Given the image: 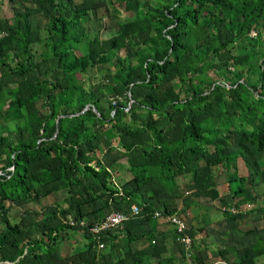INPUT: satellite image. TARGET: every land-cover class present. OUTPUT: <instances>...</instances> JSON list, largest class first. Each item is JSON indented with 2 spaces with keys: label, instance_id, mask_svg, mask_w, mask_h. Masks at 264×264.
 Here are the masks:
<instances>
[{
  "label": "trees",
  "instance_id": "trees-1",
  "mask_svg": "<svg viewBox=\"0 0 264 264\" xmlns=\"http://www.w3.org/2000/svg\"><path fill=\"white\" fill-rule=\"evenodd\" d=\"M0 32V264H188L170 216L191 264H264V0H0Z\"/></svg>",
  "mask_w": 264,
  "mask_h": 264
},
{
  "label": "built area",
  "instance_id": "built-area-1",
  "mask_svg": "<svg viewBox=\"0 0 264 264\" xmlns=\"http://www.w3.org/2000/svg\"><path fill=\"white\" fill-rule=\"evenodd\" d=\"M132 212L136 213L137 209L133 208ZM155 216L158 217L159 214L156 213ZM128 218L129 216L126 213L114 212L110 213L98 224L88 226L87 224L80 223V226L85 227L88 230L93 239H95L98 249H102L104 245L100 242V235L106 231L116 230L119 228L122 229L123 224L128 220ZM167 221L170 222V224L174 227L177 241L183 246L186 257L189 259L191 257L190 249L192 241L185 233L187 226L186 222L177 216L167 217ZM71 225H73V223H71Z\"/></svg>",
  "mask_w": 264,
  "mask_h": 264
},
{
  "label": "rangeland",
  "instance_id": "rangeland-1",
  "mask_svg": "<svg viewBox=\"0 0 264 264\" xmlns=\"http://www.w3.org/2000/svg\"><path fill=\"white\" fill-rule=\"evenodd\" d=\"M76 2H79L80 0H75ZM105 19V18H104ZM100 23H102L105 27H110V26H112V23H110L109 22V20H108V18H106L105 20H102ZM96 29V28H95ZM94 32H95V30H93L92 31V36H94ZM99 32V37H100V39H102V40H105V39H108L109 38V36L112 34L111 32H108V31H106L105 29L104 30H99L98 31ZM96 33V32H95ZM92 36H90V37H92ZM93 71H95V70H93ZM95 74V72H88L86 75L85 74H83V77L86 79V80H88V79H90V76L91 75H94ZM97 75V74H96ZM82 76V75H81ZM80 76V77H81ZM239 168H240V171H239V173H238V176H246L247 175V172H246V170L245 169H243L242 168V162H239ZM226 185V184H225ZM226 187V186H225ZM224 186H222V188H225ZM225 192H227V189H225ZM258 208V205L257 206H247V205H245L244 206V210L243 211H245V212H247V211H249V210H253V211H255L256 209ZM183 217V216H182ZM203 218H204V216H203ZM210 219L213 221V222H215V221H217L218 219H220V213L217 211V210H214V211H212L211 212V214H210ZM187 220V219H186ZM258 223V224H257ZM257 223H252V222H248V221H246V222H244V223H242L241 224V231H245V230H248V229H252L253 227H255V226H259V227H262V226H264V218L263 219H261L260 221H258ZM215 226H213V224H211L210 226H208L207 227V229H212V228H214ZM209 231V230H208ZM211 232V231H210ZM198 238H200V236L198 237ZM214 243V242H213ZM217 245H219L220 246V242H218V243H214V244H211V245H208V248H209V252H210V255L212 256V253H214V252H217V250H218V246ZM170 247V251H171V253L172 252H174L176 255L179 253V250H178V247L176 246V245H174L173 244V242H171V245L169 246ZM222 247H224V245L222 246Z\"/></svg>",
  "mask_w": 264,
  "mask_h": 264
},
{
  "label": "clouds",
  "instance_id": "clouds-1",
  "mask_svg": "<svg viewBox=\"0 0 264 264\" xmlns=\"http://www.w3.org/2000/svg\"><path fill=\"white\" fill-rule=\"evenodd\" d=\"M4 36V33L3 32H0V38H2ZM229 212H231V213H233L234 212V210L233 209H229ZM156 214V213H155ZM154 214V215H155ZM177 217H179V216H177ZM179 218H181V217H179ZM167 219V218H166ZM181 219H183L185 222H186V225H187V220L185 219V218H181ZM171 229H173L174 231H175V229H174V227L171 225ZM185 233H186V235H187V226H186V231H185ZM175 236H176V233H175ZM188 236V235H187ZM189 237V236H188ZM190 239H191V237H189ZM170 239V238H169ZM168 239V240H169ZM172 242H173V240L172 239H170ZM175 241H176V243L178 242L177 241V236H176V238H175ZM191 241H192V239H191ZM169 243V242H168ZM179 243V242H178ZM174 244V243H173ZM171 244H169V246H170ZM175 245V244H174ZM179 245H181L180 243H179ZM192 245H193V241H192ZM192 245H191V249H190V253H191V257H192ZM181 247H182V249H183V252H184V255H185V259H186V261H187V263L188 264H191V257L189 258V259H187V257H186V254H185V250H184V248H183V246L181 245ZM219 263H225V264H228L226 261H223V260H221V261H218V262H215L214 264H219Z\"/></svg>",
  "mask_w": 264,
  "mask_h": 264
},
{
  "label": "water",
  "instance_id": "water-1",
  "mask_svg": "<svg viewBox=\"0 0 264 264\" xmlns=\"http://www.w3.org/2000/svg\"><path fill=\"white\" fill-rule=\"evenodd\" d=\"M130 104H131V102H130ZM89 108V106H87L82 112H81V114L83 113V112H85L87 109ZM96 110H94V112H95ZM78 115V114H77ZM61 118V117H60Z\"/></svg>",
  "mask_w": 264,
  "mask_h": 264
},
{
  "label": "crops",
  "instance_id": "crops-1",
  "mask_svg": "<svg viewBox=\"0 0 264 264\" xmlns=\"http://www.w3.org/2000/svg\"><path fill=\"white\" fill-rule=\"evenodd\" d=\"M167 241L169 242V244H171V242H172L170 239H169V240H167Z\"/></svg>",
  "mask_w": 264,
  "mask_h": 264
}]
</instances>
